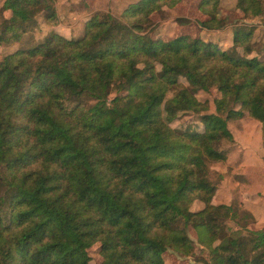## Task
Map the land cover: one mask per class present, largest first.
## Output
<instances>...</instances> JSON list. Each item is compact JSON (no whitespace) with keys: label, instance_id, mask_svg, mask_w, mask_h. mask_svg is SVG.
<instances>
[{"label":"trees","instance_id":"trees-1","mask_svg":"<svg viewBox=\"0 0 264 264\" xmlns=\"http://www.w3.org/2000/svg\"><path fill=\"white\" fill-rule=\"evenodd\" d=\"M181 1L95 11L82 35L51 31L0 58V264H90L95 245L99 264H165L168 251L192 264H264V227L235 201L213 202L209 168L228 158L229 122L248 116L264 137V48L249 55L245 24L229 47L194 36L224 26L221 0L177 18L192 32L154 37L151 15ZM40 8L53 24L54 0H5L0 45L33 30ZM234 9L264 20L262 0ZM211 89L204 112L197 92ZM186 112L202 130L171 126Z\"/></svg>","mask_w":264,"mask_h":264},{"label":"rangeland","instance_id":"rangeland-1","mask_svg":"<svg viewBox=\"0 0 264 264\" xmlns=\"http://www.w3.org/2000/svg\"><path fill=\"white\" fill-rule=\"evenodd\" d=\"M5 0H0V7L4 3ZM136 0H54V6L56 11V19L54 23L50 24L46 22L43 18L44 10L40 8L39 12L36 15L37 25L33 28V30L24 34L23 38L17 42H13L11 44H2L0 45V58L6 53L13 51L17 48H23L32 45L33 43L42 40L47 34L51 31H55L60 34L62 37L71 38L75 36H79L83 34L84 24L86 20L90 17L91 13L95 11H103L110 12L112 15L120 17L123 9L130 3L135 2ZM196 1L197 0H182L181 3L173 8L163 7L164 13H153L151 15L152 24L151 27L153 29L152 35L154 37H161L163 39H171L174 36L184 33L186 31L192 32L193 29H196V23L191 25L182 24L177 21L179 17H186L194 21V18L197 16L196 10ZM236 0H221V8L220 14L223 19L222 28L218 32L206 31L205 29H198V32L194 34H199L202 36L205 41L213 40L220 44L223 47H229L232 44V39L229 42V35H233V29L236 24H245L247 27H251L253 29V35L250 39V47L252 49L249 55L257 56L261 58L264 48V20L262 17H255L251 19L243 18L242 13L234 9V4ZM264 3V0H262ZM4 16H9V11L4 12ZM229 42V43H228ZM237 51L241 52V47L236 48ZM180 86H186L187 82L181 78ZM172 92L168 93V96H171ZM113 93L109 95L112 97ZM216 96V90L211 89V92L198 91L197 98L200 100L208 101L207 110L204 112H214V104L213 98ZM82 101L88 104L94 103V101L89 98V96L83 95ZM198 114H194L191 112H186L180 114L172 123V127H176L178 129H185L189 127L191 129L202 130L203 125L197 118ZM242 124L245 127L250 124L249 122H253L248 116L243 117ZM247 119V120H246ZM234 125H236L234 127ZM229 129L232 131L238 130L237 122L233 121L228 124ZM241 128V127H240ZM248 130V129H247ZM232 141H223L220 144L221 148H227L230 150L232 146H228ZM248 145V144H247ZM262 146L264 147V137L262 136ZM255 150L254 148H252ZM254 154V152H252ZM264 158V157H263ZM254 163H250V167H253ZM223 162H212L209 165L210 168V178L213 181L217 182V185L225 180V184L222 185L223 189L226 187L229 189V184L233 185L235 183L236 178L238 177L236 174L232 173L230 168H225ZM264 168V167H263ZM225 170H228L226 172ZM249 171V168L247 169ZM246 171L245 177H253L254 175L248 174ZM252 171V170H251ZM253 172V171H252ZM241 178V176H239ZM224 179V180H223ZM256 178L253 181L254 190L251 192H247V188L244 185L237 184L236 189L232 192V201H235L241 204V208H245L251 211L247 206H252V214L255 218V224L252 226L254 228L264 227V188L257 189V180ZM256 185V186H255ZM241 186V188H240ZM240 188V189H239ZM242 189V190H241ZM240 190V192H239ZM257 190L258 194H255ZM250 195L252 198L256 200L250 201ZM216 199V196L214 197ZM225 201V199L222 198ZM244 201L247 206L243 204ZM201 202H195L191 209L195 210L202 206ZM190 235L194 238V231L190 229ZM98 245H95L90 250V264H99L101 262V257L99 255V251L97 248ZM196 254H201L199 252V248L195 250ZM203 255V254H202ZM194 263L191 258H184L175 255L173 252L168 251L165 255V264H192Z\"/></svg>","mask_w":264,"mask_h":264},{"label":"crops","instance_id":"crops-1","mask_svg":"<svg viewBox=\"0 0 264 264\" xmlns=\"http://www.w3.org/2000/svg\"><path fill=\"white\" fill-rule=\"evenodd\" d=\"M206 31L218 32L220 31V29ZM229 36L230 42L232 39V35ZM243 120L244 119L242 118L235 121L237 122L239 127L237 131H231L233 140L228 146H232V148L230 149L227 160L223 162V164L225 165L224 169L230 168L232 173L236 174L238 177L236 178L233 185H228L229 189H227L226 187L223 189L222 185L225 184L224 179V181L221 182V185H217L216 192L214 194V197L216 196V199L213 197V202L216 204H230L232 202V192L234 191V189H236V186L237 184L239 185V183L246 186V188L248 189L247 192H251V190H254L253 181L258 178L257 180L259 181L257 182V189L259 190L264 188V147L262 146V134L260 125L257 121L253 120V122H249L250 124L245 127V125L242 124ZM235 126L236 125H234V127ZM252 148H254L255 150H253ZM252 152H254V154ZM250 163H254L253 167H250ZM248 168L249 171L247 170ZM225 171L228 172V170ZM246 171L249 172L248 174L254 176L250 177V179L248 177H245ZM239 176H241V178ZM255 194H258L257 190L255 191ZM249 196L250 201L256 200L255 198H252V195H250V193ZM222 198L225 199V201L222 200ZM241 202H243V204L247 206L244 201ZM262 202H264V198ZM247 208H249L251 210L250 212L252 213V206H247Z\"/></svg>","mask_w":264,"mask_h":264}]
</instances>
